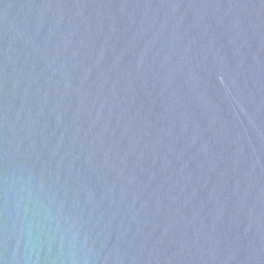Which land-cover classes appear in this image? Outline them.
Listing matches in <instances>:
<instances>
[{"label":"water","instance_id":"95a60500","mask_svg":"<svg viewBox=\"0 0 264 264\" xmlns=\"http://www.w3.org/2000/svg\"><path fill=\"white\" fill-rule=\"evenodd\" d=\"M0 264H264V0H0Z\"/></svg>","mask_w":264,"mask_h":264}]
</instances>
